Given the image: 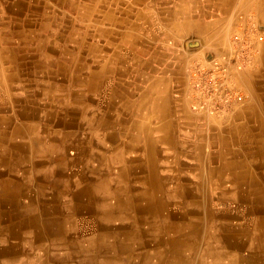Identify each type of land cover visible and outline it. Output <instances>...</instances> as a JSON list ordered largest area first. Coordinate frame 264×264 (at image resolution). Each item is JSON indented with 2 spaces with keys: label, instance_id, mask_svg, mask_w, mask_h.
<instances>
[{
  "label": "bare ground",
  "instance_id": "bare-ground-1",
  "mask_svg": "<svg viewBox=\"0 0 264 264\" xmlns=\"http://www.w3.org/2000/svg\"><path fill=\"white\" fill-rule=\"evenodd\" d=\"M65 3L0 5V264H264L261 97L253 125L198 129L143 0H70L66 34ZM259 29L231 35L244 60Z\"/></svg>",
  "mask_w": 264,
  "mask_h": 264
},
{
  "label": "crops",
  "instance_id": "crops-1",
  "mask_svg": "<svg viewBox=\"0 0 264 264\" xmlns=\"http://www.w3.org/2000/svg\"><path fill=\"white\" fill-rule=\"evenodd\" d=\"M16 1L18 0H0V5H9ZM138 5L135 7H139ZM143 9L147 12V18L155 23H150L141 30L143 39L147 41L150 52H163L160 55L161 64L172 83L170 90H173L174 97L179 101V109L182 108L180 114L184 116L183 119H190V124L198 129L214 131L220 128L228 130L231 128L229 124L233 122L251 126L253 123L246 121L244 116L254 114L251 109L252 102L260 97V110L264 115V42L254 48L249 60H244L243 54L241 58L236 53V44L230 39L235 31L253 27L260 28L264 34V0H143ZM190 43L194 47H188L187 44ZM240 48L245 49L244 45H240ZM220 68L225 72H218ZM208 74L211 75L208 77ZM207 83L212 84L210 87L205 86ZM236 94L242 95L243 102L235 99ZM204 135L206 137L208 134ZM206 141L203 147L208 144ZM160 146L158 143L157 147ZM74 153L75 147L70 146L68 154ZM79 169L80 166L74 164L67 171L76 172ZM83 215L82 213L79 216Z\"/></svg>",
  "mask_w": 264,
  "mask_h": 264
},
{
  "label": "rangeland",
  "instance_id": "rangeland-1",
  "mask_svg": "<svg viewBox=\"0 0 264 264\" xmlns=\"http://www.w3.org/2000/svg\"><path fill=\"white\" fill-rule=\"evenodd\" d=\"M66 2H67V4L65 3V6H63V7H61V6H58V5H54V8H57V10H62V9H64L63 11H64V13H65V21H64V23H63V26H64V32H65V29H66V27L67 28H72V27H74V29L76 30V31H78L79 30V28H80V25H78V21L76 20V14L74 13V12H70L69 10H68V7H67V5H68V3L70 2V0H66ZM74 14H75V16H74ZM73 17V18H72ZM67 23V24H66ZM73 25V26H72ZM77 26V27H76ZM65 34H66V32H65ZM190 45H193V44H189L188 45V47H194V46H190ZM67 48L69 49V50H71V47L70 46H67Z\"/></svg>",
  "mask_w": 264,
  "mask_h": 264
},
{
  "label": "built area",
  "instance_id": "built-area-1",
  "mask_svg": "<svg viewBox=\"0 0 264 264\" xmlns=\"http://www.w3.org/2000/svg\"><path fill=\"white\" fill-rule=\"evenodd\" d=\"M250 24H251V22H250ZM257 37H258L259 39H261V36L258 35ZM209 76H210V74H208V77H209Z\"/></svg>",
  "mask_w": 264,
  "mask_h": 264
},
{
  "label": "water",
  "instance_id": "water-1",
  "mask_svg": "<svg viewBox=\"0 0 264 264\" xmlns=\"http://www.w3.org/2000/svg\"><path fill=\"white\" fill-rule=\"evenodd\" d=\"M191 46H194V45H191Z\"/></svg>",
  "mask_w": 264,
  "mask_h": 264
}]
</instances>
